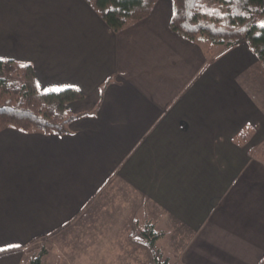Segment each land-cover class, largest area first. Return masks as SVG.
Masks as SVG:
<instances>
[{
  "label": "crops",
  "instance_id": "obj_1",
  "mask_svg": "<svg viewBox=\"0 0 264 264\" xmlns=\"http://www.w3.org/2000/svg\"><path fill=\"white\" fill-rule=\"evenodd\" d=\"M173 7L157 0L112 31L86 0H0V58L31 63L41 91L80 90L68 109L92 111L63 135L0 129V264H24L52 235L65 264H144L122 245L130 213L154 221L173 264H258L264 71L244 41L208 61L170 29ZM111 183L101 215L70 236Z\"/></svg>",
  "mask_w": 264,
  "mask_h": 264
},
{
  "label": "trees",
  "instance_id": "obj_2",
  "mask_svg": "<svg viewBox=\"0 0 264 264\" xmlns=\"http://www.w3.org/2000/svg\"><path fill=\"white\" fill-rule=\"evenodd\" d=\"M157 0H86L112 31H120L147 17ZM170 29L185 39L202 44L208 61L215 49L244 41L255 54L264 71V0H172ZM100 87V95L109 84ZM83 97L80 90L67 87L61 91H41L33 65L29 62L0 58V129L11 127L25 132L63 135L70 133V123L92 111L72 112L70 102ZM252 129L246 127L236 136L237 143L247 142ZM250 153L264 160V140ZM129 230L140 235L150 252L149 264H168L154 255V242L161 232L148 220L142 229L129 222ZM154 255V256H152ZM32 264H40L36 257ZM258 264H264V254Z\"/></svg>",
  "mask_w": 264,
  "mask_h": 264
},
{
  "label": "rangeland",
  "instance_id": "obj_3",
  "mask_svg": "<svg viewBox=\"0 0 264 264\" xmlns=\"http://www.w3.org/2000/svg\"><path fill=\"white\" fill-rule=\"evenodd\" d=\"M244 75L247 76V78L255 79L254 76V69L247 70ZM107 188V189H106ZM104 195L97 198V201H94L93 207L91 210L88 211V213L84 216H82L78 221L74 228H71L69 231L70 236H74L77 231L80 229V227L87 226L91 222H93L95 219H97L102 211L104 206H106L110 201L113 199V197L116 195L118 186L116 184H109L108 187H106ZM100 192V191H99ZM135 213H130V223L133 226H137V228L142 229L144 226V221L142 217L136 216ZM130 226V225H129ZM156 229V228H155ZM159 231V230H157ZM134 231H130L129 228H127V231L125 232V235L122 239V245L123 247H126L127 249L133 250L136 254H138V257H140L141 261H143L144 264H149L151 262V256L150 252L147 248H145L142 245L143 240L141 239L140 235L133 233ZM162 236H159V238ZM56 237L52 235L51 237H45L42 239L41 242L36 244H33L29 247L28 251L26 252V261L24 264H32L33 260L36 257L40 258V264H65L64 259L60 255L59 252V240L55 239ZM158 238V239H159ZM163 244L161 241L156 240L153 244L154 248V255L162 262L164 260H167L168 264H173L176 262V257H174L170 251L166 247H162ZM152 255V256H154Z\"/></svg>",
  "mask_w": 264,
  "mask_h": 264
},
{
  "label": "snow or ice",
  "instance_id": "obj_4",
  "mask_svg": "<svg viewBox=\"0 0 264 264\" xmlns=\"http://www.w3.org/2000/svg\"><path fill=\"white\" fill-rule=\"evenodd\" d=\"M261 27H264V22H261ZM52 91H61L60 88H54V89H51ZM18 247V245H17Z\"/></svg>",
  "mask_w": 264,
  "mask_h": 264
}]
</instances>
